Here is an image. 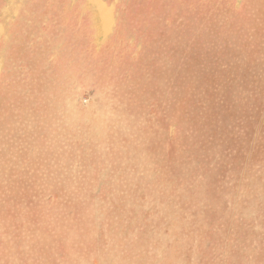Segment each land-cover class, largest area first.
<instances>
[{"label": "rangeland", "instance_id": "374dc122", "mask_svg": "<svg viewBox=\"0 0 264 264\" xmlns=\"http://www.w3.org/2000/svg\"><path fill=\"white\" fill-rule=\"evenodd\" d=\"M0 264H264V0H0Z\"/></svg>", "mask_w": 264, "mask_h": 264}]
</instances>
